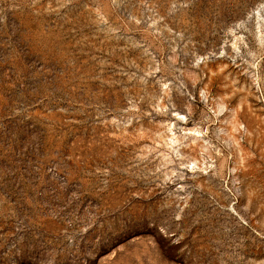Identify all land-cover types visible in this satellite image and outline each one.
Here are the masks:
<instances>
[{
	"label": "rangeland",
	"instance_id": "obj_1",
	"mask_svg": "<svg viewBox=\"0 0 264 264\" xmlns=\"http://www.w3.org/2000/svg\"><path fill=\"white\" fill-rule=\"evenodd\" d=\"M0 264H264V0H0Z\"/></svg>",
	"mask_w": 264,
	"mask_h": 264
}]
</instances>
